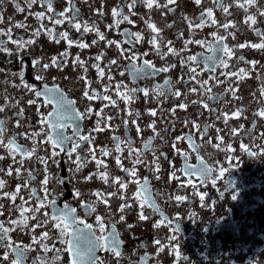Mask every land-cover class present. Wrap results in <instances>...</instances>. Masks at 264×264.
Wrapping results in <instances>:
<instances>
[{
    "label": "flooded vegetation",
    "instance_id": "obj_1",
    "mask_svg": "<svg viewBox=\"0 0 264 264\" xmlns=\"http://www.w3.org/2000/svg\"><path fill=\"white\" fill-rule=\"evenodd\" d=\"M52 2L55 12L48 13L40 0L30 8L28 0H0V30L11 29L13 40H35L20 49L7 35H0V47L9 50L0 51V106L4 107L0 120L4 121V139L7 143L14 137L26 150L36 149L32 157L24 158L21 167V155L17 154L14 161L9 150L0 146V156L4 157L0 160V180L5 182L0 189V212L3 213L0 224L10 229L6 237L0 239V264H13L16 246L24 250L19 264H72L67 244L61 243L69 237L61 236L60 229L54 227L56 222L51 220V216L65 205L76 210L74 215L78 220L91 225L93 241L97 242V264H264V117L258 115L264 110V95L261 94L264 91V48L238 47L246 43H264V38L257 35V31L264 33V16L259 14L264 11V0H256L254 5L245 4L247 12L238 7L235 0H222L228 13L214 0H201L199 5L194 0H176L168 7L154 5L151 9L145 0H137L131 12L128 5L132 0H72L78 15L77 11H72L68 16L81 23L79 31L66 20L57 25L47 18H36L37 12H45L46 17L58 16L68 7L67 0ZM158 2L164 5L167 0ZM114 8L120 16L113 17ZM207 9L212 10V17L206 15ZM202 13V26L190 29L189 21L200 23ZM249 14L256 18L254 25L244 22ZM123 16L133 23L123 20ZM116 21H120L118 26ZM85 23L93 30L84 32ZM148 23L154 24L159 32L154 33ZM225 23L234 27L225 30L221 26ZM16 24L25 27L17 28ZM41 24L53 30L51 36L44 30L38 37L33 35ZM96 29L104 34V40L99 39ZM61 32H67L68 39L60 38L57 42L56 34ZM131 33H140L142 39L136 42ZM213 33L226 37L222 44L232 49L231 59L216 50ZM154 36L159 50L150 43ZM68 41L73 42L71 46ZM107 41L118 42L120 47L109 46ZM79 43L89 47L80 48ZM169 47L175 51L169 52ZM65 52L66 57L60 55ZM101 54V59L96 60ZM53 57L58 58L60 66L51 64ZM77 57L84 62L83 66L75 62ZM189 57H195V61H190ZM220 59L226 60L229 67L224 68ZM35 60L40 64L34 66ZM112 60L117 63L111 64ZM144 61H149L154 69L168 68V71L147 68ZM252 61L256 62L254 66L249 63ZM44 64L49 67L44 69ZM93 65L104 70L103 78ZM192 68L196 69L195 73ZM240 69H244L246 75L229 77L223 74H239ZM37 76L42 79H36ZM166 80L170 83L165 84ZM204 81L207 84L202 87ZM24 83L41 96L36 97L35 91L25 88ZM45 87L58 89L56 95L70 102L67 104L70 118L61 122L63 128L50 129L47 124H41L42 117L55 108L54 100L43 94ZM133 88L137 89L135 93L128 91ZM145 89L148 96L143 94ZM232 89H236L234 94ZM86 90L90 95L95 93L96 98L86 97ZM176 91L181 95L176 96ZM104 96H110L111 100L103 99ZM124 96L130 97L128 102ZM30 100L36 103L29 104ZM181 104L186 108L181 109ZM88 108L91 113L87 112ZM21 109L23 115L18 116ZM238 110L239 117H234L233 113ZM153 111L155 115L151 114ZM225 113L229 117L227 122ZM193 122L199 125L200 131L193 128ZM150 125H154L155 131ZM97 127L101 130L96 131ZM232 129L237 133L233 134ZM57 132L71 139L65 143L63 152L55 149L59 154L53 157L51 144L44 141ZM201 132L205 133L203 138ZM33 133L39 135L33 137ZM81 135L89 136L91 145L79 141ZM189 135L198 145L195 150L189 147L187 140H177V137ZM118 141L119 152L116 151ZM123 141H130L135 151L130 154L131 149ZM74 143H81L82 147L69 157L67 152ZM146 143H150V148H145ZM90 147L95 149L96 159L92 158ZM103 149H107V155L103 154ZM137 154L142 162L135 164ZM78 155L86 160L79 169ZM117 156L120 165L116 162ZM42 159L47 163L41 162ZM97 160L102 161L99 167ZM201 161L213 169L212 176L204 182L192 177L193 184H188V177L181 170L186 165L199 168ZM157 164L159 171H156ZM121 165L129 170L135 167L136 175H127ZM10 167L12 174L8 175ZM17 168L21 169L19 175L15 171ZM220 169L224 170L223 176L219 174ZM105 171L107 183L98 175ZM90 175V180L84 179ZM115 177L121 178L127 188L113 184ZM145 178L149 191L142 192L141 199L147 196L157 210L147 203L141 209L140 201L134 198ZM136 180L140 181L139 185L134 182ZM25 183L27 187L20 188L15 202L3 195L15 193L17 186ZM45 187L49 194L45 201L47 206L41 207L39 212L25 213L26 226L11 223L24 219L18 210L21 205L39 207ZM77 191L79 197L74 195ZM96 192L114 195H105L108 200L105 204L97 199ZM200 194L205 197L203 201ZM233 194L237 195L235 200ZM176 196L186 199L178 202ZM53 200L55 205L50 203ZM85 204L95 211L82 206ZM124 204L131 207L119 211ZM141 211L148 219L139 218ZM97 217L103 222V231ZM162 219L163 224L160 223ZM44 221L47 222L42 226L34 227ZM74 227L83 229L82 224ZM174 227L177 232H173ZM113 231L121 245L119 257L100 248L97 241L102 236L110 237ZM44 232L48 233L47 239L33 243V237L39 239ZM3 235L0 232V236ZM173 235L175 240L171 239ZM156 240L161 243L157 245ZM9 241L12 247H8ZM45 244L49 251L44 250ZM177 249L179 260L176 259Z\"/></svg>",
    "mask_w": 264,
    "mask_h": 264
},
{
    "label": "snow or ice",
    "instance_id": "obj_2",
    "mask_svg": "<svg viewBox=\"0 0 264 264\" xmlns=\"http://www.w3.org/2000/svg\"><path fill=\"white\" fill-rule=\"evenodd\" d=\"M194 2L197 5L201 4V0H194ZM214 2L218 6H220L225 13L229 12L228 7L223 5L222 0H214ZM35 3H37V0H28L29 8L31 7L32 4H35ZM67 3H68V7H66L64 11L59 12L58 16H48V17H46L45 16V12H37L34 15L36 16V18L38 20H43V19L47 18L49 21H51L52 23L57 24V25L64 23L65 20H66L67 22L71 23L73 25V27L77 31H79L81 29V27H82L81 23L78 20H74L71 16H68V13L72 12V11H77V15H78V10H75L72 7V0H67ZM136 3H137V0H132V3L128 5V8H129L130 12H131L132 8L136 5ZM145 3H146V6L149 9H151L154 5L156 7H168V5L175 4L176 0H167V3L164 4V5H160L158 0H145ZM235 3L237 4L238 7L244 9L245 12H247V8H245V4L254 5L256 3V0H244L243 3H241L240 0H235ZM40 5L42 7H45L48 13L55 12L52 0H40ZM19 10L23 11L24 9L20 8ZM100 14L102 15L103 13L100 12ZM132 14L134 15L135 13H132ZM259 14L264 16V11H260ZM112 15H113V17H118V16H120V12L116 8H114L112 10ZM206 15L208 17H212L213 16L212 10L211 9H207L206 10ZM203 16H204V13H202L201 22L200 23L193 24L191 21H189V25H188L189 28L190 29H194V28L201 27L202 24L204 23ZM60 17H62L64 19H60ZM122 19L123 20H127L129 23H133L131 20H129V18L127 16H123ZM0 20H2V17H0ZM119 22L120 21H116L117 26H118ZM244 22L245 23L251 22V24L254 25L256 23V18H255V16L249 14V15H247L245 17V21ZM212 23L213 24L216 23L215 19H212ZM221 26L225 30H227L229 27H234V25H232L231 23H225V24H223ZM15 27L21 28V27H25V25L16 24ZM148 27L151 28L154 33H158L159 32V30L156 28V26L154 24H152V23H148ZM41 30L46 31L47 33H49L50 36L53 33L52 29L45 28V26L43 24H41L40 29H37L33 33V35L38 37L41 34ZM90 30H93V29L90 28V26L85 23L83 25V31L84 32H88ZM95 31L97 32V35L99 36L100 40H104L105 39L104 34L100 33L98 29H96ZM0 35H7L8 40L10 42H12L13 44H16L17 47L20 48V49H23L26 45H31V44L35 43V40H33V39L13 40L12 39V35H11V29H8L6 32L3 31V30H0ZM130 35L136 38V42H139V40L142 39V36H141L140 33H131ZM230 35H233V38H234V34L230 33ZM257 35L262 37V38H264V33H261L259 31H257ZM213 36L216 38V42H217L216 50L222 52L228 59H231L232 58V54H233L232 53V49L229 48L227 45H223L222 44V42L226 39V37L216 36L215 33H213ZM56 37H57V42H59L60 38L67 40L68 39V33L67 32H61V33L56 34ZM68 43L71 46V44L73 42L72 41H68ZM93 43H96V41H93ZM107 43H108L109 46H111L112 44H116V46L118 48L120 47L119 43L115 42V41H107ZM150 43H152L154 46H156L157 50H159L158 49V44H157V39H156L155 36L150 41ZM170 43L171 42H169V44ZM188 43H193V41H188ZM195 43L201 44L203 42L195 41ZM77 46L80 47V48L89 47V45L86 44V43H79ZM246 46H250L252 48H264V43H257V44H251V45H248L246 43V44L238 45V47H240V48H244ZM168 50H169V52H174L175 51L171 47H169ZM0 51H6L7 52L9 50L7 48L0 47ZM121 54H123V52ZM60 55L66 57L67 56V52L61 53ZM102 55L103 54H101L100 56H97L95 59L96 60H100ZM189 60L190 61H195V57H189ZM75 62L80 63L81 66H83V63H84L83 61H80L79 57L76 58ZM110 63L111 64H116L117 62L115 60H112V61H110ZM219 63L224 68H228L229 67V64L224 59H220ZM249 63L253 64V66H254L256 62L252 61V62H249ZM39 64H40L39 60L33 61V65L34 66L35 65H39ZM51 64L53 66H60L58 58H56V57L52 58ZM144 65L147 68H153L154 69V66L149 61H144ZM42 67L44 69H46V68L49 67V65L48 64H44V65H42ZM93 67L97 68L98 75L101 78H103L104 77V70L102 68H100L99 65H93ZM86 70L87 69H85V71ZM154 70L155 71H165L166 72V71H168V68L154 69ZM191 71L193 73H195L196 69L192 68ZM121 74H123V73H121ZM223 74L226 75V76H229V77L237 76V75H246L244 69H240L239 70V74L237 72H229V73H223ZM20 78H21V81L23 82V72L20 73ZM194 78L195 77H193V79ZM36 79H42V76H37ZM109 79H111V77H109ZM86 83H87V81H86ZM169 83H170L169 81H167V80L165 81V84H169ZM206 84H207V81H204L202 83V87L204 85H206ZM24 87L35 91L34 89H31L30 86L28 84H26V83H24ZM119 87L120 86L117 87V91H119ZM157 87L159 88V86H157ZM105 91H107V88H105ZM128 91L131 92V93H135L137 91V89L133 88V89H129ZM142 91H143V94L145 96H148V94H149L148 90L145 89V90H142ZM191 91L195 92L197 90L196 89H192ZM208 91H211V89H208ZM232 91H233V94H234L236 89H232ZM57 92H58V89H48L47 87H45V91L43 93L45 96H48L49 99L54 100V104H55L54 111L48 113L47 116H44L41 119V124H47L50 129L63 128L64 125L61 122L70 118L69 109L67 108V104L70 103V102H66L62 95L61 96H57L56 95ZM160 94L163 95V91H160ZM261 94L264 95V91H262ZM35 95H36V97H40L41 93L38 92V91H35ZM84 95L86 97H88L89 99L96 98L95 97V93L90 95L87 90L85 91ZM175 95L176 96H180L181 93L179 91H176ZM103 99L111 100V97L110 96H104ZM124 99H125V102H128L130 97L129 96H124ZM33 103H36V101L35 100H30L29 101V104H33ZM113 103H115V102L113 101ZM194 103H195V101H194ZM179 107L181 109H185L186 105L181 104V105H179ZM204 107L207 108L208 106L205 104ZM3 111H4V107L0 106V112H3ZM91 111H92L91 108L87 109L88 113H91ZM172 111L174 113L175 109H173ZM129 114H131V113H129ZM151 114L155 115L156 113L153 111ZM17 115L18 116H22L23 115V110L21 109V111ZM77 115H79V114H77ZM137 115H138V113H137ZM239 115H240V111L239 110L236 113H233L234 117H239ZM258 115L261 116V117H264V110H261L258 113ZM81 118H83V116H81ZM228 118H229L228 114L225 113L224 114L225 122H227ZM124 123H125V126H127L128 122L125 121ZM133 123H134V121H133ZM3 124H4V121L0 120V146H4L5 148H7L9 150V155L12 156L14 161H15L16 155L20 154L22 158L19 161V163H20V165L22 167L23 163H24V158L25 157H27V158L32 157V155L35 153L36 149H35V147H33L31 150H26L22 145L16 143L14 137L13 138H9L7 143H5V139H4L5 128L2 127ZM185 125H187V122H185ZM16 126L17 127L20 126L19 120H17ZM150 127H153V130L155 131L154 125H150ZM193 128L196 129L197 131H200L199 125H197L195 122H193ZM95 130L96 131H100L101 129L99 127H97V129H95ZM139 132H140V129H139V127H137V133L139 134ZM232 132H233V134H236L237 130L236 129H232ZM204 134H205L204 132H201V138H203ZM37 135H39V133H33L32 134L33 137H35ZM70 139H71L70 137H66L62 133L57 132L55 136L49 135L47 137V140L44 141V142H47V143L51 144V146L53 148L52 156L55 157L56 155L59 154L58 152L55 151V149L59 148V150L61 152H63L65 150L64 149L65 143L68 140H70ZM113 139L117 140V138H115V137ZM181 139L187 140V142L189 144V147L193 148L194 150L198 147V145H196L193 142L192 137L190 135L189 136H184V137H177L178 141L181 140ZM79 141L87 142L89 145H91V139H90L89 136L81 135L79 137ZM119 143L120 142L118 141L117 148H116L117 152L120 151ZM123 143H127L129 148L131 149V142L130 141H123ZM81 147H82L81 143H74L72 145V147L68 150L67 154L69 155V157H71L72 153L75 152L78 148H81ZM173 147H175V145H173ZM241 147L244 148L243 145H241ZM145 148H150V143H146L145 144ZM89 151L92 153V158L96 159V157H95V149L90 147ZM134 151H135V149H131L130 154H131V152H134ZM245 151H247V149H245ZM102 152H103L104 155L108 154L107 149H103ZM180 154L186 156L185 153H180ZM2 159H4V157L0 156V160H2ZM41 162H43L45 164L47 163V161H45L43 159L41 160ZM116 162H117L118 165H120V157L119 156L116 157ZM141 162L142 161L139 159V154H137V159L135 160L134 163L138 164V163H141ZM76 163H77V169H79L80 167H83V164L86 163V160H83L78 155L77 158H76ZM101 164H102V161L97 160V166L99 167ZM201 165H202L201 167L195 168V169L191 168V166L186 165L185 168L181 170L184 173V175L186 177H188V180H187L188 184H193V181L191 179L192 177H196L198 180L204 182V181H207L212 176L213 169L209 168L207 165H204L203 161H201ZM121 169H122V171H125L126 174L129 175V176H133L134 177L136 175L135 167H133L132 169L129 170V169H124L123 166L121 165ZM15 171H16V174L19 175L20 172H21V169L17 168V169H15ZM156 171H159L158 164H157V167H156ZM7 174L8 175L12 174V168L11 167L8 169V173ZM219 174H220V176H223L224 170L220 169V173ZM29 175H31V173H29ZM98 175H99V177L101 179H103L105 181V183L108 182V173H107V171H105L103 173H98ZM84 179L85 180H90L91 179V175L88 176V177H85ZM157 179H159V177H157ZM112 182H113V184H119L121 189H126L127 188V184L124 183L121 180V178H119V177H115ZM134 182L137 183L138 185L140 184L139 180H136ZM212 182H213V184H215V180L214 179H213ZM43 183L46 185L47 184V180L43 181ZM4 184H5V182L3 180H0V189H2L4 187ZM147 185H148V180H147V178H145L143 184L140 185L139 190L134 194V198L140 201L141 209H143V207L147 203L149 207L153 208V210H157L155 204L147 196H144L143 199H141L142 192L149 191ZM21 187H27V183H25L23 186H17L15 193H11V194L10 193H3V195L10 197V199L13 202H15L16 194L19 193ZM193 187H195V185H193ZM44 193H45L44 197L39 200V207H36V208L33 209V208H30V207H24L23 205L20 206V208L18 210L20 211L22 217H24L25 213H28V212H33V213L39 212L41 207H46L47 206L45 204V201L48 200V195L49 194H48V190H47L46 187L44 188ZM33 195H35V191H33ZM74 195L79 197L80 196V192L77 191V192L74 193ZM94 195L97 197V199L102 200L103 203L107 204L108 200L104 198L105 195L108 196V197H111L112 195H114V193L102 194L100 192H96V193H94ZM221 195H223V194H221ZM204 198H205L204 195L200 194L201 201H203ZM236 198H237V195L233 194L232 195V199L235 200ZM21 199H23V198L21 197ZM121 199H124V197L121 196ZM185 199L186 198L183 197V196H176L175 197V200L178 201V202L184 201ZM50 203H51V205H55L56 202L53 200V201H50ZM25 204H27V201H25ZM82 206L86 207V208H89L90 211H95V209L92 208L90 205L85 204V205H82ZM0 207H2V206H0ZM125 207H131V205L130 204L121 205L120 208H119V211L123 212ZM75 211H76L75 209H70L68 205H65L63 210H58L57 213H54L51 216V220L56 222L54 224V227L60 229V235L61 236H68L69 237L67 239V241L62 240L61 243H66L67 244V251L70 253V255L72 257V264H97L96 257H95V253L97 251V242L93 241L92 233H91V225L85 224L83 220H78L75 217V215H74ZM2 214L3 213L0 212V215H2ZM47 215L48 214L45 213V216H47ZM31 218L34 219L35 216L33 215ZM139 218L141 220L148 219V217H146L143 214L142 211H141V213L139 215ZM27 219H28V217H24V219L22 221H19V222L18 221H11V223H13V224L24 223L25 226H26ZM123 219H124V217L121 216V220H123ZM177 219H179V218L177 217ZM46 222L47 221L38 223L34 227L42 226V223H46ZM97 223L101 225V231H103L104 230L103 229V222H102L100 217H97ZM160 223L163 224L164 223V219H162L160 221ZM171 223L172 222L169 221L170 225H171ZM77 224H82L83 225V229H88L89 231L85 232L83 229H81L79 227H74V225H77ZM156 226L159 227L160 225L157 224ZM129 227L131 228L132 225H129ZM69 229H72V231H69ZM9 231H10V229L5 228L3 224H0V232H2L4 234L3 236H0V239H4ZM173 232H177L176 227L173 228ZM47 237H48V233L44 232V233L41 234V237L39 239H37L36 237H33V243H40L41 241L46 240ZM171 239L175 240L176 236L173 235L171 237ZM97 241L99 242V247L100 248H103L105 250L113 252L117 257L121 256V252H120L121 245H120V242L117 240L116 234H115L114 231H113V233H112V235L110 237H103L102 236V237L97 238ZM154 243L159 245L161 242L159 240H156ZM8 247H12V244H11L10 241H9ZM43 247H44L45 251H49V248H48V246L46 244L43 245ZM23 251L24 250H21L19 246H16V250H15L16 259L13 261V264H19L20 260L23 257ZM6 258L7 257H5V259ZM144 259H145L144 257H141V260H144ZM176 259L177 260L180 259V254H179L178 249L176 250Z\"/></svg>",
    "mask_w": 264,
    "mask_h": 264
}]
</instances>
